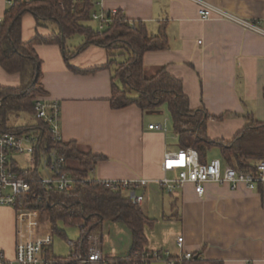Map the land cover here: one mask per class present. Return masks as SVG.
Wrapping results in <instances>:
<instances>
[{
    "label": "crops",
    "instance_id": "obj_1",
    "mask_svg": "<svg viewBox=\"0 0 264 264\" xmlns=\"http://www.w3.org/2000/svg\"><path fill=\"white\" fill-rule=\"evenodd\" d=\"M206 1L255 28L216 15L202 19L193 0H97L102 10H121L127 19L144 22L152 34L165 25L168 48L143 55L146 74L165 66L180 78L190 108H204L210 116L208 138L228 140L248 120L264 123V0ZM6 9L5 0H0V18ZM53 31L54 25L38 26L31 13L24 14V41ZM80 37L78 43L67 39V48L78 47L83 41ZM35 51L46 91L40 97L61 104L62 140L75 141L81 149L104 157L93 166L91 176L101 181L149 180L146 187L134 189L137 194L146 193L147 199L139 205L155 220L153 226H145L146 250L170 256L201 252L204 260L222 264H264L263 193L244 185L232 188L212 182L204 184L202 196L191 183L166 191L156 181L173 173L161 169L164 154L178 149L170 115L165 131L149 129L150 124L162 123L146 117V110L135 104L119 109L110 106L108 69L83 74L68 67L103 66L107 61L103 47L88 46L70 58L68 65L57 44H38ZM19 83V74H8L0 67V85ZM206 158L217 157L206 154ZM49 230L47 217L41 222L37 213L0 206V250L8 258L14 257L20 239ZM93 235L104 258L124 256L131 246V232L120 221H104ZM178 237L182 238L180 247Z\"/></svg>",
    "mask_w": 264,
    "mask_h": 264
},
{
    "label": "trees",
    "instance_id": "obj_2",
    "mask_svg": "<svg viewBox=\"0 0 264 264\" xmlns=\"http://www.w3.org/2000/svg\"><path fill=\"white\" fill-rule=\"evenodd\" d=\"M101 12L103 10L97 0H14L13 5L7 7L0 22V67L8 74H19L20 83L18 86L0 85V129L28 130L29 125L9 127V118L21 113L32 114L35 98L46 93L41 83V60L35 51L36 45H59L67 65L75 54L90 45H97L106 50L107 61L103 66L87 70L68 67L83 74L108 69L111 72L112 108L135 104L149 110L166 105L180 149H195L200 162L206 163L207 151L217 147L223 165L254 170L256 162L264 159V123L251 119L231 139L208 138L210 116L204 108H190L182 80L170 74L165 66L159 67L152 75L146 74L143 55L168 48L165 25L152 34L144 22L127 19L121 10H116L115 14L106 10L101 20L93 18V14ZM26 13L33 15L38 26L54 25L53 34L36 33L32 39L24 41L22 18ZM76 35L82 36L83 41L70 50L65 42ZM37 125L43 131V138H46V127L41 122ZM50 145L65 156L66 169L78 181L64 192H44L39 188L42 199L35 202L38 219L42 222L48 218L53 235L66 236L60 223L77 226L79 231L75 249L67 256H58L54 254L52 245L49 247L51 264H93L77 260L75 255H87L88 236L99 231L106 220L120 221L128 227L131 246L126 255L103 257L104 263L96 264H144L143 260H146L145 264H150L153 260L147 255L153 251L145 249V226H153L155 220L150 219L143 208L129 198L128 191L136 186L124 187L118 182L111 187L106 181L94 179L91 167L104 157L81 149L75 141L62 140ZM70 162L76 163V166H71ZM163 259L166 264L170 260H174V264H222L204 260L201 252L192 253L190 259L178 260V256L170 255Z\"/></svg>",
    "mask_w": 264,
    "mask_h": 264
},
{
    "label": "built area",
    "instance_id": "obj_3",
    "mask_svg": "<svg viewBox=\"0 0 264 264\" xmlns=\"http://www.w3.org/2000/svg\"><path fill=\"white\" fill-rule=\"evenodd\" d=\"M197 5L198 14L202 19H208L213 15L224 17L243 26L254 29L252 23L242 21L228 10L218 7L206 0H193ZM8 6L13 5L14 0H5ZM93 14V18L101 20L104 12ZM113 14L116 10H111ZM2 18H0V22ZM102 27V24L99 25ZM32 115L36 121L41 122L47 131V137L43 138V131L37 125H31L28 130L7 131L0 129V206L11 207L16 211L26 214L37 213L36 201L42 199L41 191L55 190L64 192L71 189L78 181L67 169V160L58 149L50 144L62 141L60 129L61 104L58 100H47L36 97L33 102ZM149 129L165 131L162 124H150ZM47 139L48 142L47 143ZM19 157L22 160L18 159ZM26 157V158H25ZM26 165L22 166L21 162ZM161 169L164 172H177V176L162 177L157 183L163 185L168 192H174L186 183L194 186L195 192L202 196L205 183H227L232 188L244 185L250 190H257L264 195V159L255 164L254 170H239L232 166L223 165L221 159L211 158L206 163H201L198 152L193 148L179 149L166 152L163 157ZM92 170V167H91ZM114 187L118 181H106ZM122 186L134 184L136 187H146L149 180L140 179L134 181H121ZM129 198L132 202L140 204L144 196L129 190ZM88 253L86 256L76 254L75 259L82 262L104 263L99 241L93 234L88 236ZM53 234L51 230L38 235L20 239L15 247L13 258H8L0 250V264H51L48 249L52 245ZM182 238L178 237L177 245L181 246ZM71 250L75 249V242L70 241ZM168 257L167 253L153 251L147 257L153 261ZM192 253L186 252L178 256V260L190 259ZM146 263V260H143ZM166 263V262H165ZM169 264H174L170 260Z\"/></svg>",
    "mask_w": 264,
    "mask_h": 264
},
{
    "label": "rangeland",
    "instance_id": "obj_4",
    "mask_svg": "<svg viewBox=\"0 0 264 264\" xmlns=\"http://www.w3.org/2000/svg\"><path fill=\"white\" fill-rule=\"evenodd\" d=\"M216 6L222 7L219 5H216ZM222 8H224V7H222ZM80 39H81V37L79 35H76V36L70 38V40L74 41L75 43L80 42ZM153 73H154L153 71L152 72L148 71V74H153ZM145 116L152 118V120H157V121L161 122L162 125L168 124L170 127L169 112H168L166 105H162V106L157 107L155 109L146 110ZM24 125H29V126L36 125V121H35L34 116L32 114L21 113L18 116L13 115L9 118V121H8L9 127H19V126H24ZM177 148H178L177 150L180 149L178 146H177ZM207 155H208V157L215 156V157L221 159V153L219 151V148H217V147H213L212 149L207 151ZM18 159L22 160L21 157H19ZM69 164L71 166H76V163H74V162H70ZM21 165L25 166L26 164L22 161ZM176 176H177V172H173V173L167 175V177H169V178H174ZM139 192L141 194H143V196L145 197V200H146L147 199L146 193L142 190H140ZM59 226L64 228L66 236L64 237V236H61L59 234L53 235V241H52L53 251L58 256H67L71 250L70 241L75 242V241H77V239L79 237L78 227L77 226H70V225L64 226L62 223H60ZM92 234H94V233H92ZM104 244H105V242H104ZM104 244H103V247H104ZM155 261H157L156 263L163 264L162 260H159V261L155 260ZM155 261H152L151 263H153ZM92 263L96 264V262L95 263L92 262Z\"/></svg>",
    "mask_w": 264,
    "mask_h": 264
}]
</instances>
